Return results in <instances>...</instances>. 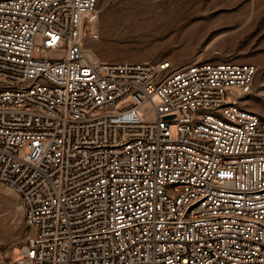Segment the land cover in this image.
<instances>
[{
    "label": "built area",
    "instance_id": "built-area-1",
    "mask_svg": "<svg viewBox=\"0 0 264 264\" xmlns=\"http://www.w3.org/2000/svg\"><path fill=\"white\" fill-rule=\"evenodd\" d=\"M97 0H0V185L30 230L6 264H264L255 64L94 61Z\"/></svg>",
    "mask_w": 264,
    "mask_h": 264
},
{
    "label": "rangeland",
    "instance_id": "rangeland-1",
    "mask_svg": "<svg viewBox=\"0 0 264 264\" xmlns=\"http://www.w3.org/2000/svg\"><path fill=\"white\" fill-rule=\"evenodd\" d=\"M96 10L97 38L85 45L94 61H249L255 72L241 102L264 118V0H97ZM29 234L16 194L0 185V264Z\"/></svg>",
    "mask_w": 264,
    "mask_h": 264
},
{
    "label": "bare ground",
    "instance_id": "bare-ground-1",
    "mask_svg": "<svg viewBox=\"0 0 264 264\" xmlns=\"http://www.w3.org/2000/svg\"><path fill=\"white\" fill-rule=\"evenodd\" d=\"M94 23H95V21L93 22V23H91L90 24V26H93L94 27ZM92 41V40H91ZM89 42V41H88ZM86 54H87V56L90 58V59H92V60H99L100 58H99V56L97 55V52H96V50H95V48L94 47H92V46H87L86 47ZM102 62H104V61H102ZM245 95L241 98V101L243 100V101H245L246 99H245Z\"/></svg>",
    "mask_w": 264,
    "mask_h": 264
}]
</instances>
